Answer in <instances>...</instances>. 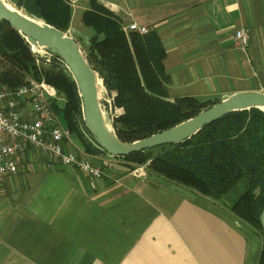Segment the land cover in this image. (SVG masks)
Segmentation results:
<instances>
[{"label":"crops","instance_id":"0c3cea01","mask_svg":"<svg viewBox=\"0 0 264 264\" xmlns=\"http://www.w3.org/2000/svg\"><path fill=\"white\" fill-rule=\"evenodd\" d=\"M96 2L121 26L155 33L169 100L216 103L238 93L264 94V0ZM69 4L73 34L71 20L78 16L81 24L88 0ZM240 28L249 37L243 48L233 37ZM69 36L83 50L93 32ZM90 146L93 153H86L75 134L62 144L98 166V179L75 167L48 168L40 158L0 179V264H249L246 224L230 204L148 170L137 179L120 157ZM260 244L250 264L257 263Z\"/></svg>","mask_w":264,"mask_h":264},{"label":"trees","instance_id":"16d2710c","mask_svg":"<svg viewBox=\"0 0 264 264\" xmlns=\"http://www.w3.org/2000/svg\"><path fill=\"white\" fill-rule=\"evenodd\" d=\"M70 1L10 2L27 16L66 33ZM80 21L93 32L82 50L86 61L103 90L113 93L112 105L123 110L112 121L114 134L121 142L129 144L170 129L215 104L192 97L168 99L161 64L164 52L153 31L125 36L119 21L96 0H88ZM27 79H43L64 97L63 106H53L54 113L63 116L84 151L93 153L79 131L81 100L71 75L56 62H50L48 68H37L25 38L6 22H0V87L13 90ZM120 158L128 164L129 172L145 165L148 171L212 200H220L242 181L243 191L229 210L261 235L256 264H264V236L259 223L264 209L263 111L250 108L231 112L181 143Z\"/></svg>","mask_w":264,"mask_h":264},{"label":"built area","instance_id":"2783aa9c","mask_svg":"<svg viewBox=\"0 0 264 264\" xmlns=\"http://www.w3.org/2000/svg\"><path fill=\"white\" fill-rule=\"evenodd\" d=\"M121 31L124 35L130 32L144 35L149 29L128 24L122 26ZM233 37L240 48L248 43L249 37L244 29L235 30ZM30 48L36 60L50 63L53 57L56 58L45 48L32 45ZM60 99L61 95L44 80L29 79L13 90L0 87V179L16 175L20 169L24 172L31 169L32 163L39 161V158L48 168L55 165L75 167L82 175L95 179L100 177V168L91 164L87 157L69 150L63 152L62 144L71 133L60 125L53 110V106L59 107ZM103 100L108 105L110 120L122 114V108L112 105V95ZM79 131L87 142L99 148L82 125ZM131 175L137 179L145 178L139 168L133 170Z\"/></svg>","mask_w":264,"mask_h":264},{"label":"water","instance_id":"95a60500","mask_svg":"<svg viewBox=\"0 0 264 264\" xmlns=\"http://www.w3.org/2000/svg\"><path fill=\"white\" fill-rule=\"evenodd\" d=\"M5 5H8L7 0H0V22H6L33 47L47 49L66 67L81 100L82 124L92 141L112 157H125L159 146L178 144L228 113L250 108L260 111L264 109L263 93H238L216 102L170 129L129 144L123 143L105 123L98 96V90L102 89V86L76 42L61 31L27 17L25 12L17 11L14 7L13 10L6 9ZM259 223L264 236V209L260 213Z\"/></svg>","mask_w":264,"mask_h":264},{"label":"rangeland","instance_id":"374dc122","mask_svg":"<svg viewBox=\"0 0 264 264\" xmlns=\"http://www.w3.org/2000/svg\"><path fill=\"white\" fill-rule=\"evenodd\" d=\"M7 2H8V6L12 9V7H14V9L15 10H17V11H20V12H24L22 9H18V8H16L14 5H13V3H11L9 0H7ZM26 16H27V14H26ZM27 17H29V16H27ZM29 18H31V17H29ZM31 19H33V20H35V21H38V22H41V23H44L43 21H41V20H37V19H34V18H31ZM76 25H79V27H77ZM71 27H73V34H71L69 31H67L66 33H64L65 35H67V36H69V34L70 35H73V37H76V35H80V37L83 39V37L85 36V37H87V35H89V34H91L92 33V31L90 30V29H88V28H86V27H84V26H82L79 22H78V16H75V17H73L72 18V20H71ZM122 27V26H121ZM69 29V28H68ZM76 29L79 31V32H77L76 31ZM125 36H127V35H125ZM70 37V36H69ZM71 38V37H70ZM75 39H77V38H75ZM29 44V43H28ZM78 45V44H77ZM29 47H30V45H29ZM80 48V47H79ZM81 49V48H80ZM30 51H31V53H32V56H33V59H34V65L37 67V68H48V66H49V63H45V61L43 60V61H40V60H36V58H35V55H33V52H32V50H31V48H30ZM36 56H38V55H36ZM57 58V57H56ZM56 58H52V60H51V62H56V63H58V64H61V66H63L65 69H66V67L62 64V62L61 61H59V60H57ZM59 59V58H58ZM67 70V69H66ZM69 73V72H68ZM27 80H29V79H27ZM26 80V81H27ZM31 80H33V79H31ZM40 80H43V79H40ZM25 81V82H26ZM103 89V88H102ZM101 88L98 90L99 91V93H98V96H99V103H100V106H101V108H103V110H102V112H103V116H104V119H105V123L107 124V126L109 127V128H112L111 127V125H112V121L113 120H110V117H108V105H107V103L103 100V98H109V96L110 95H112L113 96V94L111 93V94H109V93H107L105 90H102ZM56 92H57V90H56ZM101 92H102V94H101ZM58 93V92H57ZM104 93H105V95H104ZM59 94V93H58ZM59 103V106H60V104L62 105V104H64L63 102H64V97H62L61 96V99L58 101ZM63 106V105H62ZM57 119H58V121L60 122V125L62 126H65V122H64V120H63V116L61 115V114H59V115H57ZM83 125V124H82ZM83 129L84 130H86L85 129V127H84V125H83ZM80 134H81V132H80ZM81 136H82V134H81ZM83 137V136H82ZM84 138V137H83ZM85 139V138H84ZM86 140V139H85ZM87 141V140H86ZM89 143V142H88ZM90 144V143H89ZM63 152H66V151H64L63 150ZM96 167H98V166H96ZM142 169V171L144 172V174H145V177H146V171L145 170H147L146 169V166L145 165H142V166H136L133 170H135V169ZM133 170H131L130 171V173L133 171ZM100 171V174H101V169L99 170ZM101 176V175H100ZM243 191V182L241 181V182H239V183H237L226 195H224L223 197H221V203H223V204H232L236 199H237V197L241 194V192ZM241 225V224H240ZM245 226V229H244V234L246 235V238H247V241H248V248H249V259H248V263L250 264L252 261H253V259H254V256H255V252H256V247H257V242H261V235L257 232V231H255L252 227H250V226H248L247 224L246 225H244ZM256 240H257V242H256ZM260 247H261V244H260Z\"/></svg>","mask_w":264,"mask_h":264},{"label":"bare ground","instance_id":"6f19581e","mask_svg":"<svg viewBox=\"0 0 264 264\" xmlns=\"http://www.w3.org/2000/svg\"><path fill=\"white\" fill-rule=\"evenodd\" d=\"M5 8L8 9V10H13L8 5H5ZM262 110L264 111V109H262Z\"/></svg>","mask_w":264,"mask_h":264}]
</instances>
